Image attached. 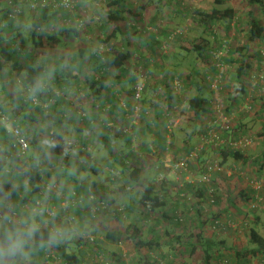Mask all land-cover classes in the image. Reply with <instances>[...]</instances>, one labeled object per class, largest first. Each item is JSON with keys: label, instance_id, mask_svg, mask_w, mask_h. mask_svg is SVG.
I'll return each mask as SVG.
<instances>
[{"label": "rangeland", "instance_id": "1", "mask_svg": "<svg viewBox=\"0 0 264 264\" xmlns=\"http://www.w3.org/2000/svg\"><path fill=\"white\" fill-rule=\"evenodd\" d=\"M11 1L13 0H0V18H3L4 15L9 10H11L12 7H14L11 6ZM15 1H18L17 4L15 3L16 9L18 8V10L23 11V15L22 17L18 16L14 24L16 27H20V30H23L24 36L27 40L26 46L27 48H29L32 47V41L30 40L32 23L34 22V19L38 14V10L31 8L30 3L33 0ZM48 1L50 2V0ZM128 1L131 3L132 10L135 13H124V16L126 18V24L124 23L123 27L124 31L122 30L118 32L117 39L114 42L117 43V46H119L120 44H125L126 41L129 40L132 52H134V57L129 62L128 75L130 76L133 73L139 77V84L137 88L143 89V85L145 83L146 85L150 84L151 86H153L156 85L158 81H162V83H158V89H151V91L149 89L150 93L149 91L148 93L150 98H153V96H155L157 98V102L155 103H158L160 107H163L164 113L163 116L159 118V121L163 124L166 122L165 126H163L162 128L165 129L166 135L168 133L171 136L173 144L171 145L170 150L167 151L168 154L162 158H160L159 153L156 152V155H159L158 159L160 160L159 164L156 166L158 167L157 169H159L161 165H164L163 168L170 170V172L174 175L175 179L179 178L181 181L183 179L186 180L185 178L191 175L190 172L183 171L184 173H181L182 171H176L174 168V162L176 160L177 162H179L181 159L188 157L187 151L184 150L185 143H187V141H198L189 150V152L194 151L200 144V136L207 133L210 129L217 131L216 133L219 135V138L221 137L220 139H222L224 142L227 135L225 137L222 136L224 135L223 130L226 127L229 128L230 126L231 128L236 127L240 119L243 118L244 120L245 116L249 115L253 116L254 118L253 120H251L249 117H247V121H250L252 123L257 119L259 120L258 122L256 121V123L253 125V132L249 131L244 134H237V132L232 131V134H235V136L233 137L232 135L231 138L238 139V137L240 136V138L236 140L237 142L240 139H242L243 141H245L246 139L251 140V143H248L247 145L245 142L243 150L245 151L247 149V153L251 150L253 151V147L257 145L255 143L258 140H261V127L262 123H264V112L261 110V107L264 105V60L261 57L262 52L264 51V39L257 40L254 42L248 41V21H250L248 12L249 9H251L254 17L260 19L264 23V7L258 5H253L248 9L243 7L244 9H242V11L238 14L233 23H231L230 25L228 23H219L214 29L216 33L214 34V36L210 37L212 42L211 49L207 52L205 57H200L197 52H194L192 50L181 49V46L189 47L190 49H192L191 43L196 40L199 41V36L204 34L203 29L194 24V18L196 15V11L203 7L206 4L207 0H180L174 3H168L167 1L161 0ZM242 1L247 2L248 0H223V5L221 7H231L233 5L238 6L241 4ZM71 5L73 6V8L70 7V9H72L71 14L73 18L71 19L70 24H80L79 26H77V28L79 29V36H73L69 38V40L63 41L62 44L55 50L51 47H46V49H39L36 47L32 53L37 60H47L50 67H54L55 65H57V63L61 61V58L64 57L65 60L62 61L60 67V70L62 72H65L67 70L69 71V62L72 57L79 51L80 48L90 49V51L94 52L98 47L100 48L105 45L101 41V39H106L112 33V30L115 29L114 24H111L107 30L103 28V24H108V0H71ZM68 21L66 23H68ZM62 24H65V22L59 21V24L56 26V28L59 29L60 27H62ZM154 34L157 35L158 38H161V45L165 47L164 51H160L158 45L154 46L152 37V35ZM6 35L9 42L14 40L16 41V36H12L11 33H6ZM18 44L19 42L15 44L16 48H19ZM223 45L225 46L223 47ZM85 58L87 59V56H85ZM243 61H246L251 65V68L246 71V75L244 77L247 82L246 85L248 88L247 96L244 97L242 105L236 104V106H239L233 108V111L227 112L228 105L234 97L233 93L238 83L237 70L243 63ZM86 62H88V67L85 65L83 67L84 70L90 69L89 66H91L89 64L90 62L88 61V59ZM147 65L150 66V69L147 67ZM216 65L219 67L220 73L218 74L219 76L214 77V73L216 72L214 71L213 67H216ZM111 71L113 70H110V72L108 73L109 81L112 82L109 85H111L113 89H116L115 93H118L120 89H126L130 88V86H133L132 83H128L126 81L118 82L119 80H117V76L119 75V72L117 71L115 73H111ZM7 72H10V69L5 71L6 75ZM90 72V75H93L94 73L97 74V72H95V70L93 69L88 70V75ZM146 75H148L147 80ZM49 77L50 78H48L47 81L51 79L52 75H50ZM4 82H6L8 85L9 89H7V91L11 98H19V96L22 97V95H24L26 100H30L33 96L32 94L28 93V91L22 85L21 78H19L15 73L6 76ZM113 82L115 85H113ZM48 83L49 82H47L46 84ZM68 83L69 86L63 85V87H66V90H63L65 93V98L63 99L65 100L66 104L64 105L63 110L60 112V116H57L56 119L61 118L62 124H68V130L70 133L75 130L74 125H80L81 127L93 125L94 129L102 127L100 129L103 130L106 125V119L100 120L101 117H99L98 119V117H96L94 114H91L93 116H90L89 114L84 119L82 117V115L84 114L93 113L91 111L93 109L92 105H94L95 102L98 104L97 101L93 102L95 96L92 95V91H90L87 86L86 76L82 75L74 82L71 81ZM51 87L53 91L60 90L58 85L54 83ZM168 88L173 89L175 93L182 94L185 93V91L187 90L190 97H194L196 94H199V89L205 91L208 89L210 91L211 89H214L215 91L213 92H216L217 99H215L214 104H212L213 109H210V113L212 112V116H210V119L204 120L203 123H200V121L195 123L194 119H196L197 116H195L196 114L194 110L189 109V105H187L188 103H182L179 106L178 112L176 111V115L170 114L172 111H170V108L168 107L169 99L167 91H165ZM160 93L163 94L160 96ZM106 95L108 97H111V94L109 93ZM121 96L122 95H119L118 97V103L120 105H126L125 98L127 97V94H123L124 99H120ZM142 96L143 93H141V97ZM159 96L161 97L160 100L158 99ZM11 98H8L7 94L2 92L0 83V105L2 101L6 99L7 101L3 104L4 108H8L11 104L14 105L13 100ZM39 101L40 103L45 102L41 101L40 97ZM67 105H69V107H67ZM130 105L140 106L141 104L139 100L132 98V101H130ZM108 106L111 105L107 103L105 108H107ZM247 106H252V108L248 109ZM130 109L131 108L128 106L127 110ZM25 110L29 112L31 110V107L27 105V107H25ZM249 110L251 112H249ZM76 111L77 115L75 114ZM101 112L104 113L103 118H109V116L111 115V113L110 115H108L110 111L108 112L105 110H101ZM78 115H81V117H79ZM131 115L134 116L133 119L135 122L139 120L138 125H140L141 122H144L143 119L140 117L139 111L135 110V113ZM153 115L154 110L149 108V118H153ZM42 116L46 117V113H42ZM198 118L202 119L201 117ZM144 120H147V118ZM74 121L76 123L72 126ZM38 123L41 126H39ZM36 126H39V130H41L40 134H38V141H41L43 144L48 145L47 142L50 133L47 130L48 125L42 126L41 122H36ZM33 127L35 128L34 125ZM257 131L259 132L258 134ZM92 133L93 131H91L89 134L92 135ZM34 135H37V133ZM76 135L77 134L72 133L71 136L65 135V138L67 139V141L79 143L80 139ZM33 138L34 136L29 135L30 141H32ZM137 139L138 137L133 141L132 146L134 151L138 154L140 145ZM233 143L234 142H231L229 145L230 148L235 149ZM90 146H92L91 151H93V143L90 144ZM215 148L207 145L205 149L201 151L203 152V154L206 153L203 158L204 164H202L201 162L203 161V159H200L198 161L196 159L194 162H191L192 165L194 167H204L205 165H210L211 163L221 165L222 159L218 155L219 153L214 150ZM115 149L117 148L115 147L114 150ZM213 151H216V153ZM165 153H163L162 156ZM46 156H44L43 158L41 157V159L45 161L44 164L47 165V170L51 167V170L59 171L63 159H56L53 156L47 154ZM144 158L145 157H142L140 159L135 157L134 161L131 162V164L134 163L141 165L143 163ZM26 160L27 158H22V160L18 162L23 165L24 161ZM83 160L85 162L83 163V167L87 168L88 166L93 165L90 160ZM29 161L33 163L31 159ZM145 162L149 165L152 161L150 159H146ZM15 164L16 161H13L11 163V166H14ZM220 167L222 168L223 173L226 171V174H228L227 170H231V168H227L226 166ZM237 170H239V168H237ZM110 172V177H112V179L113 177L116 178L115 182L117 183V187L120 189V185H122V183L120 182L122 181V175L120 174V171L113 172V170L110 169ZM239 172H232L231 175H228V177H233V175L235 174L238 175ZM194 174L195 175L193 177V180L195 181V184L199 183L203 176L202 171H194ZM164 175L165 174H159V177L163 179ZM1 176L2 175H0V178H2ZM261 178H263L264 180V177ZM51 181L59 183V179L56 176L51 178ZM250 181L251 180L249 175L248 182L250 183ZM212 183H214L213 179ZM215 186L218 188L216 184ZM27 190V193L30 195L31 189L29 184ZM117 194L118 197L121 196L119 192ZM191 197L192 200L190 202L194 203V207L196 208L198 199L196 200L195 196ZM117 200V203H112L111 212H108V214L104 215L101 221L104 222V225L105 227H107V229L113 228L114 230L120 229L125 231L126 227L131 226L132 215L131 213L129 214V212L127 211L126 204L123 203V198L121 197V200ZM263 201H255L253 203L250 202V207H252L253 204H257V208H259ZM217 206L221 205H213V207H215L213 209H216ZM28 207L22 206V211L24 212L28 210ZM257 208L253 209L255 210ZM202 209L204 214L205 212H209L211 215L212 210L208 205H206V208ZM75 213L76 211H73V214ZM1 214L2 212L0 210V215ZM157 214L158 213H153V219L151 218L152 222L154 220L156 221ZM109 215L111 216L110 219L107 218ZM74 216L76 218L78 217L77 214H75ZM84 217L85 215H82V221H86V224H84L86 227L83 229H86L88 227L87 229H89V232L82 231L83 234H81L80 236L82 240L87 239V236L94 237L95 244L86 245L84 250L85 257L83 256V264H184V261L189 258V253H179L177 255H171L168 253L164 254V252H162L161 249L157 247L153 248L152 251L145 247L138 248L135 240L128 237L126 231L122 237V240L119 243H111L106 239L105 234H100L95 228H93V225H95L94 221H96L97 219L94 221L92 218H87L86 220H84ZM233 219L235 220V222H239V226H237V230L235 231L237 232V235L247 234L248 237H250L249 231L251 224L248 225L247 223L245 224V226H242L244 225L243 221L247 220V217L242 218L241 221L236 219L234 216ZM98 224L96 223L95 226H98ZM145 224L147 225H145L144 229V223H140V229H143H141L143 239L149 240L151 235H155V232L150 230V228L154 227V225L149 223ZM155 225L157 226V224ZM190 226L192 225L189 224L188 227ZM239 230H241V233L239 232ZM259 230L262 231L261 228ZM156 231H160V229ZM215 232H230V228L226 230L215 229ZM79 239L75 236H67L66 239L62 240V243H65L66 240H68L70 242V248L68 252H79V250L81 251V249L79 248L80 245L78 243ZM163 239L165 241L166 239L168 240L167 237H163ZM54 250L55 257L58 260L53 259L52 263L58 261L59 264H64L63 257L61 256V254L57 253L56 248ZM196 256L197 263H200L205 259V253L201 254L200 252ZM221 260L222 264H240V262H237L235 259L232 260L230 256L226 255H223L221 257ZM27 261L28 262L23 260L21 263L27 264L29 263V260L27 259ZM193 262H196V259ZM252 264L256 263L253 262Z\"/></svg>", "mask_w": 264, "mask_h": 264}, {"label": "trees", "instance_id": "2", "mask_svg": "<svg viewBox=\"0 0 264 264\" xmlns=\"http://www.w3.org/2000/svg\"><path fill=\"white\" fill-rule=\"evenodd\" d=\"M75 1V0H72ZM161 1H167L168 3H174L176 1L180 0H161ZM18 1H11V6H15V3L17 4ZM39 2V3H38ZM69 4L71 5V0H69ZM31 8L35 5V10H38V14L36 15V18L34 19V22L32 23V29L30 32V40L32 41V47L27 48L26 46V38L24 36L23 30H20V27L15 26V21L18 18V16L22 17L23 11L19 10V13L17 14V18L13 17L14 11H12L13 7L11 10H9L3 18H0V83H1V89L3 93L7 94L8 98H11L7 89L8 85L6 82H4L6 76L9 74L15 73L19 78L22 80V85L25 87V89L28 91L29 94H31V88L35 84L36 80L38 78L43 77L44 78V84L42 90L38 91L35 93V95H39L38 98L40 97L41 101H45L43 98V90L47 93V96H50L51 94V86L52 84L58 85L59 89H65L66 87H63V85L69 86L68 82H74L78 78H80L82 75L86 76V82L87 86L90 91H92V95L95 96L96 98L100 97L103 94V91H115L116 89H113L111 85H109V77L108 73L111 71V73L119 72V75L117 76L118 82H128L132 83V87L126 88V89H120V91L117 94H113L111 97L112 99H115V102H118L119 100V95H122V91L129 93L126 97V108L129 106L131 109L127 110L123 107V105L118 104V106H115L111 104L110 98L107 97V103L111 105V108L109 111L114 112L117 108V111L120 112V114L123 112L125 114V119L127 122H129L128 116L135 113V105H130V102L128 101L130 98L135 99L136 95V89L138 86V79L139 77L136 74L128 75V67H129V62L131 59L134 57V52H132L131 44L129 43V40L126 41L125 44H120L117 46L116 41L118 32L123 30L124 23L126 24V18L124 16V13H135L132 10V5L128 0H108V5H109V11H108V24H103V28L105 30L108 29V27L111 24L115 25V29L112 30V33L106 38V39H101V41L105 44L103 47H98L94 52L90 51V49L86 48H80L79 51L72 57V59L69 62V71L62 72L60 70L62 61L65 60L64 57L61 58V61L57 63L54 67H50L48 64V61L45 59L42 60H37L34 55L32 54L35 48L39 49H46V47H51L54 50L57 49L63 41L69 40V38L73 36H79V29L77 26L80 24L74 23L70 24L72 17V11L71 9L67 8L66 5L64 4V0H45V3H43V0H33L31 3ZM223 5V0H207L206 4L198 9L196 11V15L194 18V24L196 26L200 27L203 29V35L199 36V41H193L192 44V49L189 47H183L181 46V49H186V50H192L194 52H197L200 57H205L207 52L211 49V36H214L215 28L219 23H228L229 25L233 23V21L236 19L238 14L242 11V9L245 8H250L253 5H258V6H263L264 7V0H248L247 2H241L240 5L236 6L233 5L231 7H224L222 8L221 6ZM249 17L250 21L249 23V32H248V41L249 42H254L257 40L264 39V23L260 20L254 17L253 12L251 9H249ZM69 21H68V20ZM64 20V21H63ZM59 21L65 22V24H62V27L59 29L56 28V26L59 24ZM68 21V23H66ZM19 30V31H18ZM17 31V34H16ZM124 31V30H123ZM6 33H11L12 36H16V41H11L9 42L8 38L6 37ZM127 33V32H126ZM125 33V34H126ZM207 34V35H206ZM153 37V44L158 45L160 51H164L165 47L161 45V38H158L157 35H152ZM18 47L16 48L15 44L18 43ZM225 45H223L224 47ZM260 54V53H259ZM87 56L88 61L90 62L89 66L90 69L88 70H95L97 74L90 75L91 72L88 75V70H84L83 67L86 65L88 67V62L87 59L85 58ZM262 57V56H261ZM223 65V63H222ZM147 67L150 69V66L147 65ZM251 68V65L243 61V63L240 65V67L237 70V80L238 83L235 87L234 90V97L232 98V101H230V104L228 105L227 112L233 111V108L237 107L236 104H240L241 102L244 101V97L247 95V85H246V80H245V75L246 71H248ZM10 69V72H7V75L5 74V71ZM214 71V77L219 76L218 74L220 73L219 67L216 65V67H213ZM52 75L51 79L47 81L49 76ZM148 79V75H146V80ZM49 82L48 84H46ZM158 83H162V81H158L156 85L151 86L150 84L146 83L143 85V96L141 97L140 104H141V109L139 111L140 117L143 119L149 120L148 116V109L151 108L154 110V115L152 120H157V115H159L160 112H162L163 116V107H160V105L157 102V98L153 96V98L149 97V93L152 90L158 89ZM113 85L114 82H113ZM146 86V87H145ZM150 89V91H149ZM149 91V93H148ZM167 95L169 97L168 100V107L170 108V111H172L170 114H175L176 110L175 108V96L178 97L179 104L185 103L189 105L190 110L195 111V116L201 117L205 112L208 110V107H210V101H211V92L215 91L214 89H211V91L208 90H202L200 91L199 94H196L194 97H190L187 90L185 93H175L173 89H166ZM111 92V93H113ZM115 93V92H114ZM206 96L210 94L208 98H205L203 94ZM214 93V92H213ZM216 93V92H215ZM163 93H160L162 95ZM173 94V96H170ZM106 95V94H105ZM34 96V95H33ZM32 96V97H33ZM107 96V95H106ZM117 97V99L115 98ZM31 97V98H32ZM57 102L52 104L49 108L45 109L43 108L42 105H36L34 106V103L32 99L26 100L24 95L19 96V98H11L13 100L14 105H9L8 108H4L3 104L7 101L4 100L2 101L0 105V120H1V113L7 115L8 117L12 119H16V122L18 125L21 126V128L27 133V135H32L34 136V140L30 141V149L26 157V161H24V164L21 165L18 161H21L22 158H17L15 156L11 161H7L5 159V155L9 157L12 151H14V144H15V138L12 135V133L9 131L8 128L4 126V124L0 123V148H4L2 150V153L4 155H0V175H3V173H6L8 175H12L11 177L13 182H19L18 184H15L13 182H2L0 178V210L3 214L5 213H11V214H27L28 212L31 213V211L28 209L26 211H22V206H25L27 204L35 205L37 200H42L45 203L50 201V196L54 197L55 199H59L60 203L58 204V207L61 206L62 202L65 199H61L59 196H57L54 193H51L49 197H46V190H44V184L51 182L50 178L53 176V174L59 179V186L60 190L64 192L67 198L72 197V192L73 190H78L81 193H86L90 189L89 187L86 188V191H84V186L82 183V187L79 186L78 184H75L70 191H66L63 184H62V179L58 175L59 172H65L73 163H75L76 158H79L80 156V150L77 148H72V147H67L64 142V134L59 132L58 130H50L49 133V139L51 136H54L56 138L55 143L47 145L43 144L41 141H38V134H40L41 130H39V126H41L39 123V126H36V122H41L42 123H47V121L53 119V121L58 125L57 123H61L62 119H56L57 116H60V112L63 110L62 108L63 105L66 104L65 100L63 97H57ZM109 98V99H108ZM158 99L160 100L161 97L159 96ZM2 100V99H1ZM156 100V101H155ZM148 101V104H147ZM30 106L31 110L27 112L25 110V107ZM151 105V106H149ZM249 105V104H248ZM69 107V105H67ZM148 107V109H147ZM154 107V108H152ZM249 106H247L248 108ZM252 107V106H251ZM34 108V109H33ZM52 108V109H51ZM50 109V110H49ZM159 109V110H158ZM49 110V111H48ZM52 110V111H51ZM61 110V111H60ZM261 110L264 112V105L261 107ZM251 112V111H249ZM248 112V113H249ZM42 113H46V117L42 116ZM77 115V111L75 112ZM90 114V116H93L91 114L96 115L95 113H88L87 116ZM230 114V113H229ZM81 117V115H78ZM264 116V115H263ZM264 118V117H263ZM159 119V118H158ZM57 120V121H56ZM60 120V121H59ZM196 121V119H194ZM52 121V120H51ZM59 121V122H58ZM127 122H123L122 124H112V129L118 128L120 125V129L115 131L114 133L111 132V136L114 138H119V137H124L126 138V143L128 145V153L129 158L124 159L123 153L124 152H117L114 153L113 156L116 158V160H119L121 163L119 166L112 165L111 170L121 172V175L125 181L128 183L124 184L122 186V191L125 193L132 192V188L136 185L141 186L142 185L144 188L138 193L137 201L138 205H140L143 210L147 212V215L156 213L159 211H162L166 207V199L164 198L163 195H161V189L162 184H159V186L155 185V182H152L150 184L146 183L143 181V169L140 168L139 164H131V162L134 161V158H140V154L136 153L133 149L131 148L133 141L138 137L137 131L139 128L135 129L136 126L140 125H127ZM35 126V128L33 127ZM93 127V125H89ZM165 126V125H164ZM127 127V128H125ZM159 132L162 133V137L164 139V150L163 151H169L171 145L173 144V140L171 136L166 132L165 129L162 128V124L157 126ZM50 129V128H49ZM131 129V130H130ZM223 129V128H222ZM224 135L225 137V143L218 146L215 148L218 153L223 155V161L220 166H226L229 162L235 161V162H240V161H246L245 160V155H244V150H236L228 147L231 142H235L240 138V136L237 138H231L232 136V131H237L238 128L237 126L234 128H231V126L228 128L226 127L224 130ZM31 132V134H30ZM37 135H34L36 134ZM238 133H247L246 132H238ZM237 133V134H238ZM264 133H262V136ZM221 138V137H220ZM48 139V141H49ZM123 140V139H122ZM172 140V141H171ZM124 141V140H123ZM33 142V143H32ZM40 142V143H39ZM50 143V142H49ZM33 144V145H31ZM78 144L82 146H89L90 143H82L79 142ZM131 145V146H130ZM33 146V147H31ZM41 147V148H40ZM39 149L43 151L39 152ZM221 149V150H218ZM153 150V149H152ZM261 154L260 156L256 159L259 171H264V145L261 148ZM155 151V150H153ZM92 152V151H91ZM91 152L82 154L85 159H89V154ZM30 153V154H29ZM43 155H42V154ZM151 153V152H150ZM154 153V152H153ZM187 156L190 155V152H187ZM44 156L51 155L55 157L56 159L62 158V167H60L59 171H47V165L46 164H31L29 161L30 159L32 160L35 158L37 155ZM156 154V152H155ZM88 155V157H86ZM160 155V154H159ZM203 152L199 153V158L197 160H200L202 158ZM47 157V156H46ZM29 159V160H28ZM40 159V158H39ZM39 159L35 160L38 161ZM13 161H16V164L11 166V163ZM33 162V161H32ZM117 163V161H116ZM175 164L177 163V160L174 162ZM237 163V164H238ZM10 166L11 172H6L7 166ZM216 163H211L210 165H214ZM164 165H161L159 167V174H165V172L168 170L166 168H162ZM207 166L205 165L203 167L202 174L207 172ZM194 167L192 164L189 166V171H191ZM43 168V171L41 170ZM44 168H46V178L44 173ZM158 168V167H157ZM231 169L233 171L237 170V167H234L233 165L231 166ZM165 171V172H164ZM232 171V172H233ZM240 170H237L239 172ZM220 170H216L212 172V175L215 173L220 174ZM234 173V172H233ZM158 174V171H157ZM156 174V175H157ZM5 175V174H4ZM211 175V178L213 177ZM51 176V177H48ZM163 178V177H162ZM261 176H258V178H251L250 180H256L260 179ZM156 179V178H155ZM163 179L159 181H163ZM154 181V180H152ZM30 185L31 193L33 196L29 197L30 195L28 193H25L26 185L25 186H20V183ZM160 182V183H161ZM129 184V185H128ZM212 186L214 187V194L213 195H207L206 194V187L205 189L200 188V194L202 190H204V198L205 203H208L210 206L213 205H220L222 204L223 197H220V190L215 186V183H212ZM100 191L103 192L104 197L108 200L106 191H104L101 188H96ZM207 200V201H206ZM57 205H53L51 201V207L54 208ZM230 211V210H229ZM200 212V210H198ZM82 213V212H81ZM72 212H70V215ZM84 213H82L83 215ZM182 214V213H180ZM178 215L177 220L183 221V216ZM44 218V217H43ZM89 218V215H88ZM221 216L215 217L212 220V224L215 225V221L220 219ZM228 220L221 219L222 222H228V221H234L233 220V215L228 216ZM47 221V226L44 227L41 230V233L38 234L37 236V241L40 240H47L48 237V232L51 229V224L54 225L56 223L57 225L55 226H64L69 229V231L63 236V238L59 239L57 242L52 243L55 248L58 250L57 253L61 254L63 257V262L64 264H83L84 261V250L82 249L79 252H68L69 251V244L70 242L66 240L65 243H62V240L66 239L68 234L70 233V228L73 224L76 223V221H59L57 217H54L52 221H48V219L45 217L44 218ZM98 233H103L106 236V239L111 242V243H119L122 240L123 235L126 233L128 234V237L132 238L135 240L138 248H144L146 246L149 247V249L155 248L159 246V243H155L154 241H147L143 239L141 229L133 223L131 224L130 227H126L125 231L123 230H110L105 227L104 222H101L98 224V226L93 225ZM92 227V226H91ZM231 228V227H228ZM227 228V229H228ZM89 229H85L84 232H87ZM133 230V231H132ZM134 232V233H133ZM132 233V234H131ZM249 239L251 242L256 244L258 247V250L261 251V249H264V237L261 236L258 231L255 229L250 230V235ZM78 238V237H77ZM80 238V239H79ZM78 243L79 245L83 242L81 237H79ZM203 237L202 233L199 234L198 236V241L203 242ZM50 244L45 243L44 247H39V243H37L32 250L28 253L32 258L36 259L37 261H40L43 263L45 262V255L48 250ZM212 249L213 246H209L208 248L205 249V264H213V254H212ZM84 256V257H83ZM230 260V259H228ZM240 264H243L242 260H239ZM98 264V263H97Z\"/></svg>", "mask_w": 264, "mask_h": 264}, {"label": "crops", "instance_id": "3", "mask_svg": "<svg viewBox=\"0 0 264 264\" xmlns=\"http://www.w3.org/2000/svg\"><path fill=\"white\" fill-rule=\"evenodd\" d=\"M200 91L202 92V89H199V92ZM111 92L103 91V94L100 97L98 98L94 97L93 102L97 101L98 104L95 102L94 105H92L93 109L91 110L93 113L96 114L95 116L98 117V119L99 117L102 118V119L100 118V120L106 119L105 120L106 125L104 127L105 131L104 129L103 130L100 129L102 127L94 129V127H91L89 125H87L86 127H81L80 125L77 126L74 125L76 123L75 121L72 124V126L74 125L75 127V130H73L72 133L77 134L76 136L79 137L80 142L90 143V144L93 143L94 150L89 154V159H88L91 161V163H93V165H90L87 168L83 167V163L76 159L75 163H73V165H71L65 172L63 171L59 172L58 175L62 179L61 181L65 190L70 191L75 184L83 183L84 191H86L87 187L101 188L104 191H106V194L108 198H110L111 203H115V202L117 203L118 201L117 199L121 200L122 197L123 203L126 204L127 211L129 212V214L131 213L132 215L131 224L133 225L134 223L140 228L141 226L140 223H144V229H145V225H147L145 223L153 224L155 228L151 227L150 230L155 232V235L154 236L151 235V237L147 241H154V242L156 241L155 243L158 242L159 246L157 247L158 244L155 246L161 249V251L164 252V254L168 253L171 255L174 254L177 255L179 253H189V258L184 261V264H205L204 262L205 259L204 261L197 263L196 255L199 254L200 252L201 254L205 253V249L208 248L209 246H213L212 249V254L214 256L213 264H222L221 257L223 255L230 256L232 260L235 259L237 262H239V260H242L245 261L243 263H247V264H252L253 262L256 264H264V249H261V251H259L257 248L258 246L253 242L249 241L250 239L247 234L242 235L240 234L241 230H239L240 233L238 234L240 235H237V232H235L237 230V227L230 228V232H221V233L215 232V229L213 228V224H212V220L218 216H221V218L228 220L230 219L228 218V216L233 215L239 221H241L242 218L247 217V220L243 221L244 225L242 226H245V224L247 223L248 225L251 224L250 230L255 229L256 231H258V233L261 236L264 237V201H263L264 188L262 190H256L248 182L249 175L251 178L253 177L258 178V176L264 177V171H259L258 164L256 161V159L260 156L262 151L261 148L264 145V135L262 136L261 134L260 135L261 140H258L255 143L257 144L255 147L252 146L254 149L253 151L251 150L248 153H247V149L244 151V155H245L244 157L246 160L245 162L240 161L238 163L232 161L226 165L227 168H231L232 165L234 167L239 168L240 172L238 173V175L235 174L233 175V177H228V175H231L233 171L232 169L227 170L228 174H226L225 171L224 173L221 172L220 174L215 173L214 175H212L213 182L218 186V189L221 191L220 197H223L222 198L223 202L222 204H220L221 206H217L216 209H213L215 207L210 206L208 203H205L204 201V198L206 199V197L204 196V190H202L200 194V190H201L200 188L205 189L206 185L204 183H201L200 181L199 183L195 184V181L193 180V177L195 175L194 171L200 172L203 169V166L192 167L193 169L189 171L191 175L186 177L185 178L186 180L183 179L182 181L179 178L175 179L174 175L170 172V170H167L166 172L164 171L165 172L164 180L162 182L159 181L161 180V177H159V170L157 169L156 166L159 164L160 160L158 159L159 155H156L155 152H158L160 154V158L167 155L168 152L163 151L164 150V144H163L164 139L162 137L163 132L160 133L157 126L158 124L159 125L162 124L163 127L166 122L163 124L158 119L162 116V112H160L159 115H157V120L155 121L152 120L151 118L149 120H144V122H141L140 126H136L135 129L139 128L137 131L138 134L137 141L139 142L140 145L139 148L140 159L142 157H145L143 163L140 165V168H142L143 169L142 171H144L142 180L148 184L155 182V185L157 186H159V184H162V187H160L161 195H163L164 198L166 199V207L162 211L156 212L158 213L156 215V221L154 220L152 222L153 213L147 215V212L143 210V208L140 205H138V201H137L138 193L144 188L142 186L144 184H142L141 186L136 185L132 188L133 189L132 192L125 193L124 191H122L121 187L124 186L125 183L127 184L128 182L125 181L122 177V181H120L122 185H120V189H119L117 187V183L115 182L116 178L113 177L112 179V177H110L111 174L110 169L111 167H113L112 165H115L116 167L119 166V164L121 163L119 160H116L113 154L117 152H124L123 153L124 159H128L130 154L128 153V145L126 143V138L124 137L114 138L110 135L111 134L110 124H116V123L122 124L123 122H127L125 119V114L123 112L120 114V112H118L116 108L114 112L108 111L109 112L108 115H110L111 113L112 116L110 115L109 118L107 117L103 118L104 113L101 112V110H104L107 104L108 96H106L105 94L109 93L111 94V96L113 94H117V92L116 93L114 92L111 93ZM123 94L129 95V93L123 92L120 99H124ZM170 96H173V94H171ZM203 96L205 98H208L210 94L206 96L203 94ZM115 98L117 99L116 96ZM215 99H217V94L211 92V101H210L211 107H208V110L205 112V114L201 116L202 119L198 118L199 116H197L195 123L199 121L200 123H203L204 120L210 119V116H212V112L210 113V109H213L212 104H214ZM114 100L115 99H112L111 97L109 101L112 102L111 104L118 106L119 103L115 102ZM128 101L129 102L132 101V98H130ZM174 101H175L174 109L178 112L179 106L181 105L179 104L178 97L175 96ZM240 104L242 105L243 102H241ZM247 117H249L251 120H253L254 118L253 116L249 115V116H245L244 120L243 118L240 119V121L237 124L238 132L252 131L253 125L256 123V121L257 122L259 121L257 119L256 121H253L251 123L250 121L246 120ZM133 118L134 116L129 115L128 116L129 122H127L126 124L138 125L139 120L135 122ZM51 120H52V122L50 121L51 123L48 120L46 124L42 123V126L48 125L47 128L48 131H50L51 129L58 130L59 132L63 133L64 136L72 135V133H70L68 130V126H69L68 124L57 123L58 125H56L53 119ZM261 130H262L261 133H264V123H262ZM91 131H93L92 135L89 134ZM258 133L259 132L257 131V134ZM232 135L233 137L235 136V134ZM197 142L187 141V143H185L184 150L188 152ZM227 146L230 147V145ZM115 147L117 149L114 150ZM132 147L133 146H131V148ZM152 149L155 151H153ZM42 151L43 149L42 150L39 149V152ZM216 151L213 152L216 153ZM163 153L165 154L162 156ZM205 154L206 153L202 155L201 159L204 158ZM218 155L221 157L223 161L224 158L223 155L220 153ZM41 157L42 156H40V154L37 155L35 158L32 159L33 163L31 164H36V163L44 164L45 161L41 159ZM86 157H88V155ZM37 159L39 160L35 161ZM146 159L148 160L150 159L152 161L151 164L149 165L146 164L145 162ZM201 162L202 164H204L203 163L204 159ZM98 164H101L102 166ZM7 169L9 170L11 169L9 164L7 166ZM41 170L43 171V168H41ZM236 171L237 170L233 172L236 173ZM43 174L45 175L46 178V168H44ZM1 177H2L1 178L2 182L5 181L13 182L11 179V177H13V174L8 175L6 173H3ZM53 177H55L54 174L51 178ZM13 183L18 184L19 182H13ZM25 184L26 182L24 184L20 183V186L23 187L25 186ZM27 188L28 186H26L25 193L28 192ZM31 192L32 191H30L29 197L33 196ZM118 192L121 194V196L119 197L117 194ZM191 196H195L196 200L198 199L196 208L194 207V203L190 202L192 200ZM259 199H262L263 202L259 208L254 210L252 207H250V202L251 203L255 201L258 202ZM51 201L53 205H57V206L60 203V200L55 199L54 197H50V201L48 202ZM206 205H208L212 210L211 215L209 212L208 213L205 212V214L203 213L202 208H206ZM198 210H200V212H198ZM81 212H82L81 210H78L76 211L75 214H77L78 217H82L83 212L82 213ZM179 212L182 213L180 215L183 216V221L177 220ZM110 217L111 216L109 215L107 218L110 219ZM154 223L157 224V226ZM237 223L239 226V222ZM84 224L86 223H82L80 219L76 220V223L73 224L70 228V233L68 234L69 237L70 236H75L78 238L81 237L80 235L83 234L82 231L85 230L83 228L86 227ZM189 224H191L192 226L188 227ZM260 228L262 229V231L259 230ZM158 229H160V231H156ZM201 233L204 239L203 242L198 241V236ZM163 237L164 238L167 237L168 240L166 239L165 241ZM145 248L149 249L148 246H146ZM149 250L152 251V249ZM25 258L29 260V263L27 264H45L44 261L43 263H41L40 261H37L36 259L32 258L29 254ZM25 258L21 259L19 264H22L21 262L23 260L28 262L27 259ZM195 259L196 262H193Z\"/></svg>", "mask_w": 264, "mask_h": 264}, {"label": "built area", "instance_id": "4", "mask_svg": "<svg viewBox=\"0 0 264 264\" xmlns=\"http://www.w3.org/2000/svg\"><path fill=\"white\" fill-rule=\"evenodd\" d=\"M39 3V2H38ZM43 3H45V0H43ZM69 0H64V4L66 5L67 8L70 9V7L73 8L72 5L69 4ZM38 4H35L32 8L35 9L34 7L37 6ZM12 11H14L13 13V17L17 18V14L15 13H19L20 11L18 10V8L16 9V7H13ZM72 11V9H71ZM262 59L264 60V51L262 52ZM63 90L66 89H62V90H55L53 91V89L51 90V94L50 96H47V93L43 90V96H44V103H40L39 98L37 95H34L31 99L34 103V106L36 105H42L43 108L47 109L50 107V105L54 104L57 102V98H55V96L57 97H63L65 98V93ZM143 89L142 88H137L136 89V95H135V99L136 100H140L141 99V93H142ZM123 107L125 109L126 105L123 104ZM111 108V106H108L107 108H105V111H109V109ZM251 109L252 107L249 106L248 109ZM141 109V105H135V110L140 111ZM250 111V110H249ZM83 119L87 117V114L82 115ZM0 123L4 124V126L6 128L9 129V131L12 133V135L15 138V144H14V151L11 152V154L9 155V157L7 155H5V159L9 162L11 161L15 156H17V158H24L27 156L29 150H30V139L29 136L27 135V133H25V131L21 128L20 125L17 124L16 119H12L10 117H8L5 114L1 113V120ZM120 128H114L112 129V124L110 125V131H112L113 133L117 130H119ZM217 131L215 130H209L207 133L203 134L200 136V144L199 146L192 152H190V155H188V157L181 159L179 162H177L175 164V170H180L182 171L181 173H184L183 171H189V166L190 164H192L191 162H194L196 159L199 158V153L205 149V147L207 145L211 146V147H218L222 144H224L225 142H223L222 139L219 138V135L216 133ZM221 140V141H220ZM50 142V143H49ZM56 142V138L54 136H51V138L49 139V141L47 142V147L49 146V144L51 143H55ZM64 142L65 145L67 147H72V148H78L81 152L80 154V159L76 158L78 161L85 163L84 162V157L82 154L91 152L92 150V146H82L76 142H71V141H67L66 138H64ZM245 142L246 145L248 143H251V140L246 139L245 141H243L242 139H240L238 142L235 141L233 143L234 147L236 150H243V146H245ZM216 147V148H217ZM4 150V148H0V155H4L2 153V150ZM55 158V157H54ZM198 161V160H197ZM62 167V165H61ZM51 168V167H50ZM49 168L50 171H55V170H51ZM64 168V167H62ZM216 170H220L223 171L222 168L220 167V165L218 164H214V165H208L207 166V172L203 174L202 179L200 180L201 183H204L206 185V194L207 195H213L214 194V187L212 186V172L216 171ZM6 172H11L9 169H6ZM112 172V171H111ZM115 172V171H113ZM250 184L254 187V189L256 190H262L264 188V180L263 178L260 179H256V180H251ZM79 186L82 187V183L78 184ZM44 190H46V197H49L51 193L56 194L57 196H59L61 199H65L61 206H55L54 208L51 207V202H47L45 203L42 200H37L35 205L31 204H27L25 205L26 207H28V209L32 212L34 209L35 210H39V214L42 215L44 218L46 217L48 219V221H52L54 217H57L59 221H76L78 219H80L82 221V217H75L73 214V211H78L81 210L85 217L84 220H86L89 218L96 220L94 221L95 225L96 223H101L102 218L104 217V215L108 214V212H111V206L112 203L110 202V200L106 199L104 197V194L102 191L96 189V188H90L88 190V192L86 193H81L78 190H73L72 192V197L71 198H67L66 199V195L64 194V192L62 190H60V186L58 184V182H49V183H45L44 184ZM51 197V196H50ZM262 199H259V202H261ZM252 208H257V204H253ZM72 210V211H71ZM70 212H72V214L70 215ZM3 215V213L1 214ZM86 221H82V223H85ZM57 223V222H56ZM56 223H54V225L51 224V229H53L55 227V225H57ZM238 226V223H236L235 221H228V222H222L221 219H218L215 221V225H213L214 229H219V230H226L228 227L231 228H236ZM82 239V238H81ZM87 244H95V238L92 236H87V239L83 240V242L80 244V249H85ZM55 246L53 244H50L48 247V250L46 252V259H45V264H59L58 261H56L55 263H52L53 259L58 260L55 257ZM58 251V250H57ZM229 262V261H227ZM238 264V263H236Z\"/></svg>", "mask_w": 264, "mask_h": 264}, {"label": "clouds", "instance_id": "5", "mask_svg": "<svg viewBox=\"0 0 264 264\" xmlns=\"http://www.w3.org/2000/svg\"><path fill=\"white\" fill-rule=\"evenodd\" d=\"M43 85L44 78H38L30 90L31 94L42 90ZM46 226L47 221L35 209L27 214L0 215V264H19L37 243L42 248L45 243L57 242L69 231L67 227L55 226L48 232L46 241H37L38 234Z\"/></svg>", "mask_w": 264, "mask_h": 264}]
</instances>
